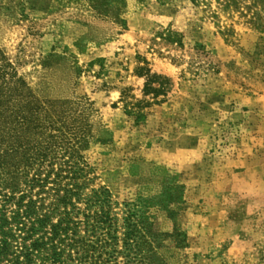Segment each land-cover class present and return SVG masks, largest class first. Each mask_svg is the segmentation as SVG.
<instances>
[{
	"label": "rangeland",
	"instance_id": "1",
	"mask_svg": "<svg viewBox=\"0 0 264 264\" xmlns=\"http://www.w3.org/2000/svg\"><path fill=\"white\" fill-rule=\"evenodd\" d=\"M10 67L42 106L89 104L91 188L165 264H264V0H0Z\"/></svg>",
	"mask_w": 264,
	"mask_h": 264
},
{
	"label": "trees",
	"instance_id": "2",
	"mask_svg": "<svg viewBox=\"0 0 264 264\" xmlns=\"http://www.w3.org/2000/svg\"><path fill=\"white\" fill-rule=\"evenodd\" d=\"M139 72L145 91L159 80ZM75 104L42 106L0 69V264H165L149 217L91 188L89 104Z\"/></svg>",
	"mask_w": 264,
	"mask_h": 264
}]
</instances>
